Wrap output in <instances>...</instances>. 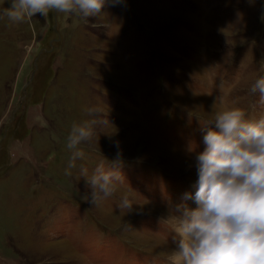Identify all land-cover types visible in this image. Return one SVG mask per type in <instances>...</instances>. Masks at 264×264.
<instances>
[{
    "label": "rangeland",
    "instance_id": "374dc122",
    "mask_svg": "<svg viewBox=\"0 0 264 264\" xmlns=\"http://www.w3.org/2000/svg\"><path fill=\"white\" fill-rule=\"evenodd\" d=\"M260 76L264 0H126L89 20L0 15V264H168L175 244L159 218L195 191L200 121L229 108L260 118L250 91ZM92 107L110 122L65 175L66 137ZM117 142L126 182L91 205L79 168L108 166ZM124 195L136 211L117 207Z\"/></svg>",
    "mask_w": 264,
    "mask_h": 264
},
{
    "label": "clouds",
    "instance_id": "9594fccd",
    "mask_svg": "<svg viewBox=\"0 0 264 264\" xmlns=\"http://www.w3.org/2000/svg\"><path fill=\"white\" fill-rule=\"evenodd\" d=\"M124 3L126 0H10L0 15L24 22L56 11L89 20L102 16L106 6ZM250 91L259 94V103L264 106V76L255 80ZM86 116L71 125L66 137L68 176L77 167V160L85 156L80 146L92 140L97 126L110 122L101 117L98 107L86 109ZM200 123L205 148L195 157V191L185 192L181 202L170 205L168 214L159 218L173 234L175 244L168 264H264V115L247 119L243 109L229 108ZM115 146L116 156L108 166L102 160L91 173L87 167L79 168L90 189L83 200L91 205L113 196L126 182L119 143ZM190 151H195V145ZM188 201L196 207H190ZM133 204L124 195L117 207L131 213L136 211Z\"/></svg>",
    "mask_w": 264,
    "mask_h": 264
}]
</instances>
